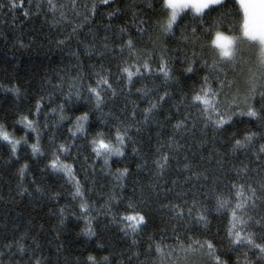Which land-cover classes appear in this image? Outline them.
<instances>
[{
	"label": "snow or ice",
	"instance_id": "snow-or-ice-1",
	"mask_svg": "<svg viewBox=\"0 0 264 264\" xmlns=\"http://www.w3.org/2000/svg\"><path fill=\"white\" fill-rule=\"evenodd\" d=\"M18 11L62 28L58 46L87 31L77 43L95 59L85 68L78 46L73 69L27 105L22 85L0 83L14 97L0 148L20 162L16 195L57 205L56 238L71 217L98 239L103 217L130 241L127 264H264V0H0V12ZM154 123L170 131L145 153L139 137ZM129 157L152 177L132 197ZM173 161L178 178L160 183ZM33 164L62 183L38 182ZM5 260L52 264L32 229L0 248ZM83 264L113 261L89 254Z\"/></svg>",
	"mask_w": 264,
	"mask_h": 264
},
{
	"label": "trees",
	"instance_id": "trees-1",
	"mask_svg": "<svg viewBox=\"0 0 264 264\" xmlns=\"http://www.w3.org/2000/svg\"><path fill=\"white\" fill-rule=\"evenodd\" d=\"M118 2L121 3L122 8L126 9L132 0H118ZM136 2L140 3L142 0H136ZM124 19L127 21L128 17L125 16ZM65 34L62 28L51 27L42 16L28 19L18 11L13 18L5 12H0V83L6 84L11 81L13 84L18 83L23 86L26 95L22 102L17 103L27 105L33 97L47 93L49 80H55L65 70L70 72L75 63L72 52L78 46L84 67L87 68L90 63H95V59L85 55L83 46L77 43L79 40L90 39L87 31L71 41L69 45L58 46L57 40L63 38ZM21 41L25 45L24 47H21ZM13 100L14 97L11 94L0 91V121L14 123L12 120ZM81 106L77 104L73 106L72 110ZM163 119V116L160 117L161 121ZM169 131L170 127L160 129L155 123L145 128L139 137L145 153L154 151L159 146L157 144L158 137L166 139V133ZM188 142L191 143V140L189 139ZM195 150L193 146V151ZM151 158L149 156V160ZM189 158L198 160L199 154L193 157L189 153ZM19 163L18 161L9 162L8 150L0 148V248L18 233L32 229L40 236L44 253L51 259L52 264H65V261L67 264H83L89 254L98 258L107 255L113 264H127L126 257H122L121 254L128 253L130 241L123 238V235L114 226L105 227V218L103 217H101L98 226V239L80 235L79 225L81 222L71 217L68 226L57 239L52 231L57 224L56 217L52 215L57 205L49 201L47 197L41 198L37 194L31 197L16 195ZM125 163L134 169V176L129 179L126 188V195L132 197L134 195L133 188L137 186V183L147 185L151 182L152 177L149 174V169H145L142 173H135L132 157H129ZM32 173L35 174L38 182L49 188L58 187L62 183L56 177L42 175L37 164L32 165ZM178 175L176 161H173L172 167L160 179V183L163 184L164 181L171 183L172 180L178 178ZM31 179L32 176H29V183ZM98 179L101 183L108 182V178L103 176ZM66 202V200H62L61 204ZM158 208L159 205L152 206L151 215L154 226L161 224ZM100 244H103V247H100ZM59 245L63 247L58 254ZM4 264H8V261L5 260ZM25 264H27L26 261Z\"/></svg>",
	"mask_w": 264,
	"mask_h": 264
}]
</instances>
